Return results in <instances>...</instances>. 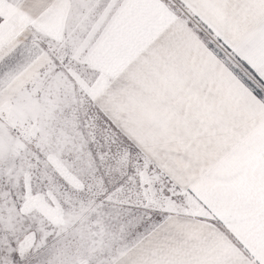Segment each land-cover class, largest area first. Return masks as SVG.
Here are the masks:
<instances>
[{
    "label": "snow or ice",
    "instance_id": "snow-or-ice-1",
    "mask_svg": "<svg viewBox=\"0 0 264 264\" xmlns=\"http://www.w3.org/2000/svg\"><path fill=\"white\" fill-rule=\"evenodd\" d=\"M0 264H264V0H0Z\"/></svg>",
    "mask_w": 264,
    "mask_h": 264
}]
</instances>
